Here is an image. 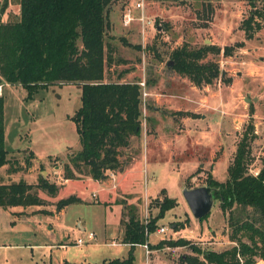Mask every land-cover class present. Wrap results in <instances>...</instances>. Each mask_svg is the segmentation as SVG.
<instances>
[{"label": "rangeland", "instance_id": "1", "mask_svg": "<svg viewBox=\"0 0 264 264\" xmlns=\"http://www.w3.org/2000/svg\"><path fill=\"white\" fill-rule=\"evenodd\" d=\"M139 1L113 4L106 39L114 54L105 67V78L107 82L147 81L141 86V138L146 134L153 142V138L161 137L156 156L146 157V151L139 147L140 157L124 173L126 192L118 187L103 191V185L86 181L82 172H75L81 179L61 186L59 170L62 173L67 154L80 150L72 121L81 105L79 87L51 85L29 100L20 86L1 87L4 140L15 171L8 175L0 171V183H37L41 177L61 188L54 197L38 191L45 201L43 214L17 218L13 212L19 210L0 208V264H83L107 256L125 257L127 245L110 244L111 239H121L124 205H135L146 223L159 212L155 199L161 201L164 196L174 199L176 207L157 218L150 244L180 237L202 250L221 251L235 244L230 240L228 212L220 210L219 202L214 200L207 217L195 219L183 190L207 186L210 177L226 181L237 145L249 128L253 135L249 173L256 175L264 163V26L251 39L245 38L241 23L252 10L246 0H143V40L140 22H133L129 28L121 25L124 7ZM255 5L260 9L262 4ZM6 19V15L2 17L3 22ZM184 47L206 50L199 63L218 65L219 76L211 85L197 86L171 69L172 53ZM30 153L37 169L31 172L25 163ZM124 153L122 150V160ZM106 193L110 198H105ZM146 193L150 196L145 197ZM70 196L82 202L60 212L57 203ZM77 220L84 231L78 228ZM161 227L167 230L159 232ZM89 231L96 233L94 240L77 245L76 240L85 239ZM64 237L69 244L66 248L60 246ZM191 253L188 246H165L149 252V256L151 264H183L181 257ZM133 255L134 264H145L143 246H135Z\"/></svg>", "mask_w": 264, "mask_h": 264}, {"label": "trees", "instance_id": "2", "mask_svg": "<svg viewBox=\"0 0 264 264\" xmlns=\"http://www.w3.org/2000/svg\"><path fill=\"white\" fill-rule=\"evenodd\" d=\"M126 0H2L0 5V86H20L27 92V100L51 85L75 84L81 91V105L72 121L79 138L80 150L67 154L62 167V178L71 181L82 172L86 178L99 181L109 172H121L130 160L126 151L132 139L141 136L142 88L136 82H107L105 67L113 61L114 48L107 41L110 14L115 2ZM160 1V0H148ZM249 16L242 21L245 38L251 39L264 26V0H246ZM256 3H261L257 9ZM16 5L19 13L2 16L7 7ZM126 46H130L121 39ZM242 44H237L240 47ZM206 50L189 51L181 48L172 53L171 68L188 77L195 85H211L218 78L217 64L199 63ZM147 84L145 80L144 86ZM252 128L242 135L227 179L218 182L211 177L207 186L213 188L214 200L220 210L228 212L231 241L235 244L221 251L202 250L184 238H163L149 243L150 234L157 228V218L176 207L167 196L155 199L158 214L144 223L133 204L124 205L126 218L121 219V242L130 246L125 257L103 259L95 264H134L133 248L146 244L149 249L190 247L192 253L181 257L183 264H255L264 261V163L256 175L250 174V143ZM122 150L125 159L122 160ZM32 154V153H30ZM34 155L25 160L30 168ZM10 154L4 140V98L0 95V168L14 173ZM59 186L38 178L36 184L19 182L0 183V208L4 210L43 207L47 197L56 196ZM165 192V190H162ZM70 196L57 203L59 209L79 203ZM248 210L252 211L249 214ZM200 218L199 220L207 217ZM245 238V240H244Z\"/></svg>", "mask_w": 264, "mask_h": 264}, {"label": "crops", "instance_id": "3", "mask_svg": "<svg viewBox=\"0 0 264 264\" xmlns=\"http://www.w3.org/2000/svg\"><path fill=\"white\" fill-rule=\"evenodd\" d=\"M120 2V1H119ZM14 8V9H13ZM12 11L11 13H13V14H18L19 13V7L18 6H16V5H11V4H9V6L7 7V9H6V11H5V14L3 15V16H7V12L8 11ZM2 16V17H3ZM0 90H1V86H0ZM161 142V137H155V138H153V142H151V140H149L148 138H147V136H146V134L145 135H143V137L141 138V136H140V138H139V140H135V139H132V141H131V145H130V147H129V150H131V149H133L134 151H135V154H131V153H128V151L129 150H127L126 151V153H127V155L128 156H130L131 158V162H130V160L128 161V163H126L125 164V166L122 168V171L119 173V172H110V173H107V175H106V178L105 179H101V180H99V181H95V180H91V179H86V181H90V182H93V183H96V184H99L100 186L101 185H103L102 187V190L104 191L106 188H108V190H114V189H116L117 187L122 191H124V192H126L127 191V185L126 184H124V180L126 179V175L124 174L125 172H126V170H129V168L131 167V164L138 158V157H140V153H141V151L139 150V147H140V149H141V146L143 147V151L145 152L146 151V157L148 156V155H151V156H156V154H157V152H156V148L158 147V145H159V143ZM134 145H135V147L136 148H134ZM157 146V147H156ZM134 153V152H133ZM143 156H145V153H144V155ZM34 164V163H33ZM34 165H32L31 167H30V169H29V172H31V171H33V170H37L36 169V167H33ZM6 169H7V165H5V166H3V167H1V169H0V171H1V173L3 172L4 174L6 173ZM28 173V172H27ZM59 174H60V179L62 178L61 177V175H62V173L60 172V170H59ZM109 174H112V178L110 177V176H108ZM59 179V180H60ZM62 180V185L61 186H63V184L65 183L66 184V182L67 181H65V180H63V179H61ZM26 182V181H25ZM28 183V182H27ZM28 184H36V182L35 183H28ZM61 186H59L60 188H61ZM59 188V189H60ZM158 193V192H157ZM157 193H155L153 196H155ZM110 196V194L108 193H106V195H105V198L106 197H108V198H110L109 197ZM148 196H150L148 193H146L145 194V197H148ZM152 196V197H153ZM78 198V197H77ZM79 199V198H78ZM61 200V199H60ZM81 202H82V200H81ZM131 204V203H130ZM44 207V206H43ZM43 207H31V208H27V209H25V210H23V209H21V208H11V209H7V210H19V211H16V212H13L14 213V216H17V218H29V217H33V216H35L36 214H39V213H41V214H43L42 213V210H44V209H41V208H43ZM39 211H41V212H39ZM60 212L61 211H63V208L62 209H60L59 210ZM45 214H48V213H45ZM120 220V219H119ZM77 226H78V228L80 229V230H82V231H84L85 230V228H84V225L81 223V221H78L77 220ZM122 232H123V230H122V228L120 229V233L119 234H121V235H119V237L121 238V236H122ZM94 234H95V237H96V233L94 232ZM67 241V237H64V239H63V242L60 244V246L62 247V248H66L69 244L66 242ZM94 240V239H93ZM93 240H91V241H93ZM72 243V242H71ZM91 243V242H90ZM119 243H121V244H125V245H127L128 246V250H129V248H130V246L128 245V244H126V243H122L121 242V239H120V241H117V239H111V241H110V244L111 245H117V244H119ZM72 244H75V242H73ZM85 244V243H84ZM76 245V244H75ZM138 245H141V246H143V248L145 249V254H146V256H145V264H151L153 261H152V259H151V256H149V252L151 253V252H154L156 249H149V247H148V245H147V249L144 247V244H138ZM138 245H135V246H138ZM135 246H134V248H135ZM134 248H133V250H134ZM146 250H148V252L146 251ZM84 253H87L88 254V250H85L84 251ZM109 258H115V257H110V256H107V257H104V259H109ZM103 260V259H102ZM97 262H99V261H92V262H87V263H83V264H95V263H97ZM260 263H263L264 264V261L263 260H258L255 264H260Z\"/></svg>", "mask_w": 264, "mask_h": 264}, {"label": "water", "instance_id": "4", "mask_svg": "<svg viewBox=\"0 0 264 264\" xmlns=\"http://www.w3.org/2000/svg\"><path fill=\"white\" fill-rule=\"evenodd\" d=\"M170 64L171 63H169V65ZM245 100L248 103L251 102L250 99ZM213 191V188L208 186L194 189L184 188V200L195 219H200L210 213L214 202Z\"/></svg>", "mask_w": 264, "mask_h": 264}, {"label": "built area", "instance_id": "5", "mask_svg": "<svg viewBox=\"0 0 264 264\" xmlns=\"http://www.w3.org/2000/svg\"><path fill=\"white\" fill-rule=\"evenodd\" d=\"M144 1L141 0L135 4L127 5L124 7L121 15V25L124 28H129L133 22H140L142 25L141 34L144 40L145 32V15H144ZM141 86H144V83H140ZM145 96V94H144ZM112 176V174H110ZM167 228L161 227L158 229L159 232H165ZM95 238V234L92 231H89L85 235V239L78 238L76 240L77 245H82L87 243ZM144 247L147 249V245L144 244ZM148 252V250H146Z\"/></svg>", "mask_w": 264, "mask_h": 264}, {"label": "bare ground", "instance_id": "6", "mask_svg": "<svg viewBox=\"0 0 264 264\" xmlns=\"http://www.w3.org/2000/svg\"><path fill=\"white\" fill-rule=\"evenodd\" d=\"M260 264H263V263H260Z\"/></svg>", "mask_w": 264, "mask_h": 264}]
</instances>
